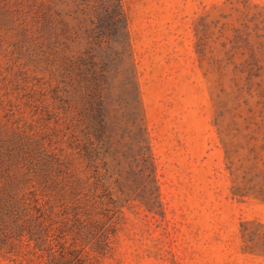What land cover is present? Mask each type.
<instances>
[{
    "label": "rangeland",
    "instance_id": "374dc122",
    "mask_svg": "<svg viewBox=\"0 0 264 264\" xmlns=\"http://www.w3.org/2000/svg\"><path fill=\"white\" fill-rule=\"evenodd\" d=\"M102 1L0 0L10 191L43 202L62 187L56 166L71 161L81 129L78 64L92 57L105 68L111 146L99 172L113 190L140 188L131 155L145 126L163 212L125 203L100 264H264L243 251L240 231L243 220L264 221V202L234 195L264 171V0H122L126 25L100 35ZM6 233L0 264L42 262Z\"/></svg>",
    "mask_w": 264,
    "mask_h": 264
},
{
    "label": "trees",
    "instance_id": "16d2710c",
    "mask_svg": "<svg viewBox=\"0 0 264 264\" xmlns=\"http://www.w3.org/2000/svg\"><path fill=\"white\" fill-rule=\"evenodd\" d=\"M121 3L122 0L100 2L96 16L100 35L121 23L126 25ZM78 74L83 83V103L78 112L80 135L71 145L74 151L71 161L58 162L56 166L54 184L62 185L58 192L41 202L33 190L10 191L5 180L11 182L17 177L7 160L15 149L0 143V231L4 229L12 242L30 247L43 262L40 264H100L112 250L121 209L130 201L138 199L163 215L155 157L145 126L142 138L133 137L136 143L131 155L132 165L138 168L140 188H130V192L124 193L119 184L118 190H113L104 181L98 161L102 160L101 152L106 153L111 147L107 144L104 106L105 68L90 57L89 61L81 60L78 64ZM227 153L232 171L234 152L227 150ZM81 164L84 172L79 168ZM248 184L251 186L247 189L236 188L234 195L252 196L264 202V171L250 177ZM117 192L122 193V199L114 196ZM240 231L243 251L264 257V221L243 220Z\"/></svg>",
    "mask_w": 264,
    "mask_h": 264
}]
</instances>
